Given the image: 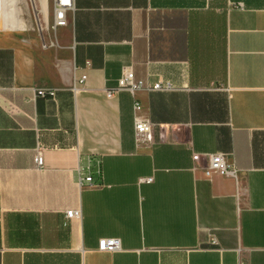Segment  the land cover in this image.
<instances>
[{
  "label": "crops",
  "instance_id": "0c3cea01",
  "mask_svg": "<svg viewBox=\"0 0 264 264\" xmlns=\"http://www.w3.org/2000/svg\"><path fill=\"white\" fill-rule=\"evenodd\" d=\"M15 1L0 0V264H264V0H72L65 26L23 33ZM127 65L171 88L107 97ZM134 100L152 142L134 140ZM216 152L237 181L205 175ZM97 161L101 186H79Z\"/></svg>",
  "mask_w": 264,
  "mask_h": 264
},
{
  "label": "built area",
  "instance_id": "2783aa9c",
  "mask_svg": "<svg viewBox=\"0 0 264 264\" xmlns=\"http://www.w3.org/2000/svg\"><path fill=\"white\" fill-rule=\"evenodd\" d=\"M31 4L34 0H29ZM39 8L42 9V14L48 15L49 10H52L53 18L52 22H46V28L62 27L67 24V12L72 9V0H38ZM39 11V10H36ZM85 76L82 75L77 79L79 84H82ZM146 88L150 90H169L171 85L169 82L157 81L151 84H145L142 80L136 79L130 65L123 66L121 75L117 79V84L112 89H106L105 94L107 97H111L116 91L126 90L130 94H134L137 90ZM54 96L53 89L37 88L35 90V96ZM141 109V105L138 100H134V140L136 143H149L153 141V129L152 123L146 118L138 114ZM161 135V134H160ZM43 146L38 142L33 156L34 167L41 170L44 167L43 159ZM198 155L194 154L193 159H197ZM204 173L209 176L211 173H218L223 176L231 177L235 181L238 179V169L235 164L228 160L226 154L216 152L207 155V164L204 168ZM94 174L97 175L98 180L94 179ZM141 181L151 182L152 177L141 179ZM77 183L79 186H101V171L97 161L93 166L89 167L88 172L85 175L78 173ZM68 217H78L80 210L71 209L66 211ZM97 249L100 251L115 252L120 249V240L115 237H104L99 239Z\"/></svg>",
  "mask_w": 264,
  "mask_h": 264
},
{
  "label": "rangeland",
  "instance_id": "374dc122",
  "mask_svg": "<svg viewBox=\"0 0 264 264\" xmlns=\"http://www.w3.org/2000/svg\"><path fill=\"white\" fill-rule=\"evenodd\" d=\"M13 7L17 12V17L23 23V24L20 23L19 26L22 27L24 25V28L14 29L15 31L19 33H23L26 30L37 31L46 28V23L43 21V14L41 13L42 12L41 9L39 8L38 0H34L33 4H31L29 0H16ZM0 28H3V22L1 21V19H0Z\"/></svg>",
  "mask_w": 264,
  "mask_h": 264
},
{
  "label": "bare ground",
  "instance_id": "6f19581e",
  "mask_svg": "<svg viewBox=\"0 0 264 264\" xmlns=\"http://www.w3.org/2000/svg\"><path fill=\"white\" fill-rule=\"evenodd\" d=\"M8 13H9V11L4 12V19L5 20L9 19ZM6 22H8V21H6Z\"/></svg>",
  "mask_w": 264,
  "mask_h": 264
}]
</instances>
